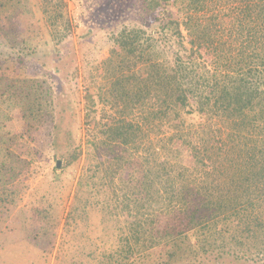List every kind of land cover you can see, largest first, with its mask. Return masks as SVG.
Returning a JSON list of instances; mask_svg holds the SVG:
<instances>
[{
  "label": "trees",
  "instance_id": "1",
  "mask_svg": "<svg viewBox=\"0 0 264 264\" xmlns=\"http://www.w3.org/2000/svg\"><path fill=\"white\" fill-rule=\"evenodd\" d=\"M46 2L43 22L60 45L71 32L68 13ZM136 4L157 29L133 26L114 38L107 86L86 105V121L96 119L97 103L115 118H101L99 137L87 142L98 172L79 179L70 213L84 197L85 210L92 203L121 223L124 234L98 264L264 263V0ZM2 81L0 104L13 106L0 121V145L28 138L24 155L34 158L46 149L37 133L52 89L43 79Z\"/></svg>",
  "mask_w": 264,
  "mask_h": 264
},
{
  "label": "rangeland",
  "instance_id": "2",
  "mask_svg": "<svg viewBox=\"0 0 264 264\" xmlns=\"http://www.w3.org/2000/svg\"><path fill=\"white\" fill-rule=\"evenodd\" d=\"M46 1L0 0L3 85L32 78L45 80L52 89L45 131L37 133L45 136L40 138H45L46 149L27 157L24 154L32 152L33 145L17 135L0 145L3 174L9 171V181L0 184V264H98L104 252L116 248L124 231L115 217L104 215L92 203L85 210L84 197L78 211L70 213L79 197V179L86 169L98 172L96 161L87 156V142L99 137L100 119L113 116L97 103L96 119L87 122L86 105L97 100L99 87L107 86L103 72L116 35L133 26L149 31L157 27L151 23L155 17L142 12L137 0H54L68 13L71 28L56 45L39 9ZM12 24L17 29L14 36L7 31ZM11 106L0 104V121L10 118ZM13 123L20 135L19 123ZM77 152L78 159L64 167ZM221 262L254 264L230 256Z\"/></svg>",
  "mask_w": 264,
  "mask_h": 264
},
{
  "label": "water",
  "instance_id": "3",
  "mask_svg": "<svg viewBox=\"0 0 264 264\" xmlns=\"http://www.w3.org/2000/svg\"><path fill=\"white\" fill-rule=\"evenodd\" d=\"M60 166H61V162H58L57 167L60 168Z\"/></svg>",
  "mask_w": 264,
  "mask_h": 264
}]
</instances>
